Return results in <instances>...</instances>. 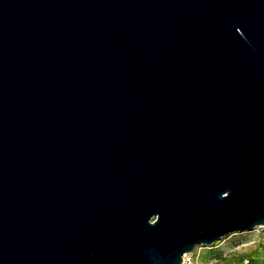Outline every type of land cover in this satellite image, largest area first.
Returning <instances> with one entry per match:
<instances>
[{"label":"water","instance_id":"water-1","mask_svg":"<svg viewBox=\"0 0 264 264\" xmlns=\"http://www.w3.org/2000/svg\"><path fill=\"white\" fill-rule=\"evenodd\" d=\"M264 223V0H0V264H180Z\"/></svg>","mask_w":264,"mask_h":264},{"label":"rangeland","instance_id":"rangeland-1","mask_svg":"<svg viewBox=\"0 0 264 264\" xmlns=\"http://www.w3.org/2000/svg\"><path fill=\"white\" fill-rule=\"evenodd\" d=\"M244 257H251V264H264V240L255 232L231 233L212 245H195L183 264H240Z\"/></svg>","mask_w":264,"mask_h":264},{"label":"built area","instance_id":"built-area-1","mask_svg":"<svg viewBox=\"0 0 264 264\" xmlns=\"http://www.w3.org/2000/svg\"><path fill=\"white\" fill-rule=\"evenodd\" d=\"M251 232H255L256 234H258V238L264 240V223L260 226L255 227ZM184 256L185 254L182 255L180 264H183ZM252 261L253 259L251 257H244L241 259L240 264H251Z\"/></svg>","mask_w":264,"mask_h":264}]
</instances>
